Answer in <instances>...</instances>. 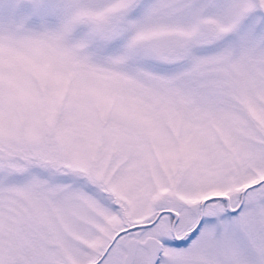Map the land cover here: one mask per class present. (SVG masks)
<instances>
[{"label":"snow or ice","instance_id":"obj_1","mask_svg":"<svg viewBox=\"0 0 264 264\" xmlns=\"http://www.w3.org/2000/svg\"><path fill=\"white\" fill-rule=\"evenodd\" d=\"M0 264H264V0H0Z\"/></svg>","mask_w":264,"mask_h":264}]
</instances>
